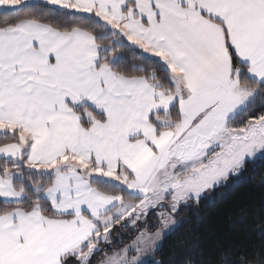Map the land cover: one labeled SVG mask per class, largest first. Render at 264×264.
Returning <instances> with one entry per match:
<instances>
[{
    "label": "snow or ice",
    "instance_id": "snow-or-ice-1",
    "mask_svg": "<svg viewBox=\"0 0 264 264\" xmlns=\"http://www.w3.org/2000/svg\"><path fill=\"white\" fill-rule=\"evenodd\" d=\"M258 157L264 0H0V264H264L157 258Z\"/></svg>",
    "mask_w": 264,
    "mask_h": 264
},
{
    "label": "trees",
    "instance_id": "trees-1",
    "mask_svg": "<svg viewBox=\"0 0 264 264\" xmlns=\"http://www.w3.org/2000/svg\"><path fill=\"white\" fill-rule=\"evenodd\" d=\"M264 206V157L254 163L249 162L235 180L212 192L211 199L201 200L199 206H192L183 214L185 228L164 242L158 259L167 261L177 245L186 241L187 245L199 244L204 259H211L217 245L239 246L259 244L252 234L254 223Z\"/></svg>",
    "mask_w": 264,
    "mask_h": 264
},
{
    "label": "rangeland",
    "instance_id": "rangeland-1",
    "mask_svg": "<svg viewBox=\"0 0 264 264\" xmlns=\"http://www.w3.org/2000/svg\"><path fill=\"white\" fill-rule=\"evenodd\" d=\"M263 157H258V158H256L255 160H253V161H249V162H252V163H254V162H256V161H258V160H260V159H262ZM245 170V169H244ZM243 170V171H244ZM243 171L238 175V176H235V177H232L231 179H235V180H237L240 176H241V174L243 173ZM225 185V184H224ZM223 186V185H222ZM221 187V186H220ZM219 188V187H218ZM213 192V191H212ZM212 192H210V193H208V194H206L205 195V197L204 198H202V200H204V199H211L212 198Z\"/></svg>",
    "mask_w": 264,
    "mask_h": 264
}]
</instances>
